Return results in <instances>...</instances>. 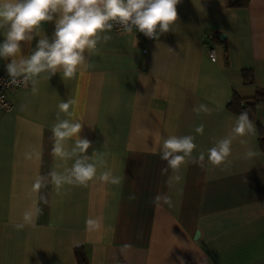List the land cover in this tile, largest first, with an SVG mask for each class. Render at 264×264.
Wrapping results in <instances>:
<instances>
[{
    "label": "crops",
    "instance_id": "obj_1",
    "mask_svg": "<svg viewBox=\"0 0 264 264\" xmlns=\"http://www.w3.org/2000/svg\"><path fill=\"white\" fill-rule=\"evenodd\" d=\"M177 13L159 40L145 42L136 32V43L112 31L71 79L41 74L37 93L30 84L8 93L13 110L0 114V264H79L77 249L86 264H264V105L250 120L256 131L243 138L246 145L238 137L227 161H207V149L238 117L227 109L233 94L249 98L264 88V0L232 7L227 0H181ZM54 27L43 25L49 38ZM21 52L29 55L26 42ZM8 62L0 59L7 76ZM66 100L67 114L58 108ZM200 106L209 111H193ZM58 113L83 124L87 155L99 153L119 183L94 179L57 192L49 180L33 188L37 176L71 166L53 151ZM156 132L193 135L192 155L204 152L203 165L187 163L180 181L170 183L172 170L162 173L166 161L152 152ZM249 148L255 155L246 158Z\"/></svg>",
    "mask_w": 264,
    "mask_h": 264
},
{
    "label": "clouds",
    "instance_id": "obj_2",
    "mask_svg": "<svg viewBox=\"0 0 264 264\" xmlns=\"http://www.w3.org/2000/svg\"><path fill=\"white\" fill-rule=\"evenodd\" d=\"M181 0H0V35L4 40L0 43V59L6 63V72L13 84H23L32 87V92H38L39 78L44 74L49 80L57 73L62 79H71L78 70L86 68L93 54H98V44L111 40L113 29L117 32L132 35L138 43L136 32L159 40L160 36L168 33L170 27L178 20L177 5ZM46 22H54V32L49 38L43 31ZM43 33V34H42ZM39 37L35 49H31L34 38ZM21 42H26L30 48L27 56L22 55ZM71 100L61 101L58 108L61 113H69ZM209 111L204 106L193 111ZM70 115V114H69ZM83 124L78 120L62 119L59 113L57 121L52 126L55 140L53 151L66 164L71 160L70 167L62 170H52L47 176H37L33 188L46 186L50 180L55 190L59 192L65 185L86 186L90 181L99 179L102 182L117 184L120 178L107 169L104 160H97L99 153L87 155L91 142L81 138ZM196 133L203 134L204 125L195 128ZM255 127L248 113L242 112L235 120L231 131L224 137L215 140L212 147L207 149V161L218 166L227 161L232 153V144L238 137L242 145L247 144L243 139L255 134ZM156 144L152 148L158 153L166 167L162 173L172 170L169 182H179L178 174L181 167L189 162L203 165L205 153L200 152L193 157L197 148L193 135L166 138L155 133ZM73 143L68 145V141ZM162 141V142H161ZM255 155L249 148L245 157ZM98 165L106 170L98 172ZM61 168V165H56ZM25 219H30V213H25ZM88 224L95 223L87 221ZM23 225H17L18 228Z\"/></svg>",
    "mask_w": 264,
    "mask_h": 264
},
{
    "label": "trees",
    "instance_id": "obj_3",
    "mask_svg": "<svg viewBox=\"0 0 264 264\" xmlns=\"http://www.w3.org/2000/svg\"><path fill=\"white\" fill-rule=\"evenodd\" d=\"M247 0H227V5L232 6H243L246 5ZM243 81L245 84H251L253 82V75L251 71L244 70L242 72ZM264 105V88L256 89L255 94L249 98H240L236 93L233 94L230 102L227 105V109L239 115L242 112H247L249 119H255V112L259 106ZM259 131V145L261 150L264 151V129L260 126L258 128ZM75 255L79 264H86L87 260L85 258L84 252L80 249L75 251Z\"/></svg>",
    "mask_w": 264,
    "mask_h": 264
},
{
    "label": "built area",
    "instance_id": "obj_4",
    "mask_svg": "<svg viewBox=\"0 0 264 264\" xmlns=\"http://www.w3.org/2000/svg\"><path fill=\"white\" fill-rule=\"evenodd\" d=\"M113 31H117V29H113ZM145 42L153 41L154 39L148 38L144 36L143 33L138 32ZM209 37H211L209 35ZM146 49H143V52H145ZM206 53L207 56L211 61L216 60L215 50L214 47L211 45L206 46ZM25 87L23 84H13L10 82V77L7 75H4L0 72V114L3 113H10L13 110V103L11 100L8 99V93L16 88Z\"/></svg>",
    "mask_w": 264,
    "mask_h": 264
},
{
    "label": "water",
    "instance_id": "obj_5",
    "mask_svg": "<svg viewBox=\"0 0 264 264\" xmlns=\"http://www.w3.org/2000/svg\"><path fill=\"white\" fill-rule=\"evenodd\" d=\"M220 38L223 39V38H224V34H221V35H220Z\"/></svg>",
    "mask_w": 264,
    "mask_h": 264
}]
</instances>
